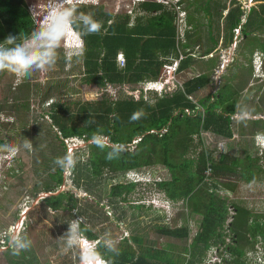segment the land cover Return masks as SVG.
Masks as SVG:
<instances>
[{
    "label": "trees",
    "instance_id": "1",
    "mask_svg": "<svg viewBox=\"0 0 264 264\" xmlns=\"http://www.w3.org/2000/svg\"><path fill=\"white\" fill-rule=\"evenodd\" d=\"M174 1L182 3L184 0ZM47 2L48 0L45 6ZM139 8L142 14L133 16L126 12L116 14L113 18L112 13L104 15L101 10L99 17L95 15L102 25L98 33L85 35L81 29L73 27L78 34L84 36L88 47L82 63L86 70L82 85L84 88L89 87V95L83 96L84 102L78 106L79 119L73 123H67V118L71 119L75 114L73 107L65 99H60L52 107L53 122L49 124L52 130L49 129L47 135L51 136L48 148L55 154L51 159L44 148L39 149L34 166L38 181L46 191L53 192L43 199L48 209L67 214L66 220L62 221L67 226V219L74 217V209L79 207V199L73 193L59 190L64 176L63 170L54 164V160L61 157L59 153L62 156L68 153L64 138L83 137L89 158L85 162L86 167L81 165V160L74 167L75 172L77 170L76 186L86 188L85 181L92 183L95 177L99 179L108 169L114 173L112 177L118 179L111 186L110 194L119 200L123 195L127 197L137 187L136 181L127 179L129 171H140L161 163L169 173L164 179L155 182L156 187L163 190L172 201L186 199L189 225L167 227L160 224L156 230L173 238H189L194 248L193 255L199 251L200 256H203L210 246L224 245L230 256L223 264L231 263L233 258L239 264H245L242 257L246 251L245 243L251 241L248 235L256 238L258 234H264V223L259 220L263 213L231 202L229 197L235 189L224 188L225 185H222L223 190L217 184L218 177L230 172L237 173L242 183L256 181L264 172V168L258 163L259 158L248 155L238 158L222 154L216 162L212 152L204 150L197 157L188 156L190 149L196 147V134L211 131L224 136L232 135L230 123L235 113L237 92L231 90L229 83L221 84L213 92L207 74L187 79L181 87L171 76L175 63L169 59L179 58L180 49L186 51L193 48L187 42L189 29L193 28L192 22L188 26L191 20L185 21L179 31L175 12L163 3L146 1ZM242 12V6L239 5L227 14L229 30L240 25ZM43 16L39 10L31 13L26 0H0V41L3 42L9 35H13L18 36L19 42L38 26L36 22H40ZM132 18L136 23L129 26ZM247 29L250 28L247 26L245 29L244 25V32L247 33ZM195 32L199 37L200 32ZM178 37L181 38L179 41ZM194 41L197 39L194 38ZM212 41L217 43L218 39ZM120 49L124 50L127 57L122 69L118 68L115 59ZM212 49L213 46L208 47L204 54ZM193 59L192 55L182 59L179 70L190 67ZM167 70L169 76L164 81L163 94L158 95L155 104H150L144 95L142 83L146 78L158 79ZM99 71H102L101 74ZM109 85L113 92L109 90ZM94 88L98 90L97 96ZM200 91L205 94L194 102L189 96ZM9 97L0 88V99ZM198 106H202V109H198ZM25 125L28 123L25 122ZM55 126L62 135L54 130ZM9 130L11 132L13 128ZM94 134L108 136L111 144L101 139L106 146L97 147L90 142ZM135 139L139 141L133 143ZM7 146V139L0 138V150L5 152ZM110 152L114 153L111 160L107 158ZM209 169L210 175L207 173ZM203 181L204 187L201 186ZM126 197L122 200L127 202ZM94 201L97 206L100 205L99 201ZM137 207L142 209L143 205L138 204ZM230 210L235 212L229 223L234 232L233 238L237 241L226 244L225 229ZM147 211L151 214L150 210ZM251 216L255 217L253 220L256 222L253 224L249 223ZM81 228L84 229L85 237L97 239L98 235L85 224H81ZM134 238L138 246L122 242L116 252H110L101 245L100 253L110 257L109 264H189L188 256L184 254L187 248L184 246L175 243L163 246L159 241L153 245H145L143 237ZM241 239H245V243ZM133 255H136L135 259Z\"/></svg>",
    "mask_w": 264,
    "mask_h": 264
},
{
    "label": "rangeland",
    "instance_id": "2",
    "mask_svg": "<svg viewBox=\"0 0 264 264\" xmlns=\"http://www.w3.org/2000/svg\"><path fill=\"white\" fill-rule=\"evenodd\" d=\"M26 1L31 13L39 10L40 14H45L46 0ZM134 2L135 0H103L101 6H95L94 9H80L78 13L99 17V12L103 10L104 15L112 13V18L116 14H125L126 12L134 15L139 9ZM173 3L175 5L172 6L171 3L166 6L173 10L176 16L178 14L177 24L181 20L180 16L185 12V21L191 20L190 23L187 22L188 26L192 22L193 28L189 29L187 42L194 50L188 51L190 48L187 49L186 57L192 53L195 54L193 56L194 62L192 60L193 67L184 73H177L176 75L172 73L173 79L183 87L188 77L205 70L212 81L213 92L214 88H217L216 86L224 83H233L237 91L236 111L232 115L230 123L232 135L226 137L211 131H203L200 135L196 134L194 140L196 147L190 149L188 156L197 157L204 150L208 153L212 152L211 155L216 162L222 154L238 158H244L246 155L253 158L260 156L264 158V148L259 139L255 138L257 131L262 130L261 135H264V121L261 118L264 117V75L259 72V77L255 76L256 71L252 58V53L256 52L260 56H264V0H184L180 3L179 11L176 10L178 4L174 1ZM239 5L242 6L243 10L240 24L243 27L245 25V29L247 26L250 28L247 29V33L240 25L232 30L228 28V17L226 16ZM40 22L38 21L37 25ZM183 26L181 23L182 28ZM195 31L200 32L199 37L196 36L197 32ZM230 35L232 36L230 37L231 40ZM180 36H182V32ZM194 38L197 41H194ZM213 39H218V42L214 43ZM234 40L238 41L237 47L231 44ZM229 45L233 47L228 48ZM210 46H213V50H215L211 53L213 57L211 54L207 56L204 54ZM227 49H233L232 56ZM224 56H226L227 61L223 59ZM229 56H231L232 62H229ZM212 67H214L213 70ZM100 72L102 71H99V74ZM85 76L86 70L82 62L68 59L61 48L58 50L56 64L51 70L37 71L29 77L18 76L9 70L0 71V88L6 95L10 96L5 100L0 99V138H6L8 141L5 150L13 145L18 146L19 160L15 162V168L21 170L13 175L7 169L8 167L3 166L1 168L7 183L6 189L0 192L1 264H80L79 249L65 251V239L60 238L68 230L69 224L65 226L62 223L68 216L61 211L47 208L43 198L49 191H46L41 182L38 181L34 166L39 149L44 148L51 159L55 154L48 148V140L51 136L47 135L49 129L52 130L49 126L53 122L51 118L52 107L60 99H65L73 107L72 110L75 114L73 118H67V123H73L79 119L78 106L84 102L83 96L89 95V87L84 88L82 85ZM168 76L169 70H167L165 79ZM247 81L253 85L250 86L249 83L250 88L248 87V90L241 93L243 87L247 85ZM108 88L113 92L110 85ZM94 90L97 96L98 90L96 88ZM261 93L263 94L262 99L258 98ZM204 94V91L196 93L193 95V100L198 101ZM242 112L248 113L243 119L240 118ZM25 122L28 125H25ZM12 128L13 130L9 132V129ZM54 130L62 135L57 126L54 127ZM261 135H259L260 139L264 138ZM99 137L111 144L108 136L101 135ZM72 139L73 142L64 138L68 146L78 145V147L72 152H67L74 154L77 160H81L83 166L89 158V152L85 146L86 142L84 141L83 144L79 138ZM25 141L31 143V150L24 147ZM10 150H14V148ZM0 155H3L2 150H0ZM59 156L62 154L59 153ZM258 163L263 164L262 167L264 168V161ZM168 173L169 171L161 163L154 164L150 168H143L140 171L130 172L127 179L136 181L137 187L127 197L123 195L118 200L110 194L111 186L118 179L112 177L114 173L108 169L99 179L95 177L92 183L88 184L89 181H85L87 182V185L84 184L86 188L82 187V189L76 186L77 170L76 172L74 168L68 171L63 170L64 182L59 190L73 193L79 199V207L73 212L74 217L67 219V221L69 223V221L81 217L82 224H85L98 235L95 240H99L107 234L111 239L117 241L116 248H119L122 242H130L134 246H138L134 237L141 236L145 240V245H153L159 241L163 246L175 243L186 247L184 254H187L189 264H213L214 261H217L216 254H219L221 248H226L224 245L209 251L205 250L203 256H200L199 251L193 255L194 248L191 246L189 238H173L162 235L156 230L160 224H165L167 227L189 225L186 199L173 202L169 200L163 190L156 187L155 182L167 177ZM208 173L210 175L209 171ZM261 176L264 177V173ZM262 177L250 183H242L237 173H224L218 177L217 187L222 188V185H225L224 188L233 187L235 191L230 194L229 200L263 213L260 214L262 216L259 220L264 223V179H261ZM204 183V181L201 182V186L204 187ZM224 188L222 189L224 190ZM125 197L127 202L122 200ZM94 200L99 201L100 205L97 206ZM92 201L94 202L92 203ZM119 201H123V203ZM138 204L143 205V208L139 209ZM33 208L35 209L33 210ZM147 210H150L151 214ZM234 213L233 210L229 211V219L226 222V244L232 241L234 235L229 223L233 220ZM9 232H18L21 237H26L31 242L30 247L21 250L18 255L13 254ZM88 240L94 239L86 238L85 242ZM256 240H260L259 234L256 236ZM242 243H245V240ZM255 247V240L252 237L250 243H245L244 246L246 252ZM101 255L104 259L101 264L104 261L109 264L110 257ZM133 256L135 259L136 255ZM246 260L245 264H264V260L259 259V256ZM229 264L239 263L236 258H233Z\"/></svg>",
    "mask_w": 264,
    "mask_h": 264
},
{
    "label": "clouds",
    "instance_id": "3",
    "mask_svg": "<svg viewBox=\"0 0 264 264\" xmlns=\"http://www.w3.org/2000/svg\"><path fill=\"white\" fill-rule=\"evenodd\" d=\"M146 1H156L163 3L161 0H138L134 3L137 4L139 8V5ZM173 1L174 0H172V2ZM102 3L103 0H48L43 19L33 31L23 36L19 40V42H17L18 36L13 35H9L3 42L0 41V71L9 70L15 72L16 74H18V76L20 75L22 77H29L34 72H45L53 69L57 61L58 50L60 48L68 57V59L74 60V58L82 55L84 53L85 41L80 37V35L75 31L73 27L81 29L82 33L87 35L100 32L102 25L101 22L94 19L92 15L78 13V10L82 7L101 6ZM176 4L180 5V3ZM164 5L166 6V4ZM140 12L142 11H140L139 8L135 14H140ZM177 19L176 23L178 21ZM185 20L186 12L183 14L181 20L182 24H184ZM36 24H38V21L36 22ZM240 26L243 28L242 24H240ZM231 44L237 47L238 41L234 40L231 42ZM231 47L233 46H228V48ZM233 49H227L230 51L231 56ZM70 52L73 53L69 55ZM120 53L124 55L123 52H119L117 54V61ZM205 55L207 56L208 54ZM211 55L213 57V54ZM184 56V58H186V55ZM192 56H195V54L192 53ZM231 56H229V62H232ZM212 57L209 59H212ZM252 58L254 67L256 66L255 76L259 77V72L264 75V56L262 57L256 52L252 55ZM257 59L259 61L258 65H256ZM213 69L214 67H212V70ZM258 69L260 70L259 72L257 71ZM214 71L216 72V70ZM178 73H181V71ZM247 115V112H242L240 114V118L243 119ZM261 136L264 137L263 135ZM70 138H79V140H81L83 144L85 143L83 137L79 136H71L65 138V140ZM256 138L259 139L261 146L264 148V138L260 139L259 135H257ZM138 141L139 139H135L133 143H136ZM90 142L100 148L106 146L102 142L101 138L95 134L91 137ZM24 147L31 150L32 145L29 141H25ZM67 147L69 149L68 145ZM76 147H78V145L75 146L72 151L76 149ZM13 148L14 150H10ZM18 153V146L13 145L9 147L8 150H5L2 156L0 155V192L4 191L7 186L6 177L3 176L1 168L3 166L8 167L7 169H9V171H11L13 175H15V172L21 171L19 168H15V162L19 160ZM107 158L109 160L113 159L114 153L110 152ZM77 162V158L72 153H66L64 156L57 157L54 160V164L64 171L73 169ZM208 171L210 172V169ZM130 172L132 171H129L127 173V176ZM49 193H46L44 197L48 196ZM169 200L171 199L169 198ZM82 223L83 221L81 217L69 221L67 232L60 237L62 239H65V251L70 249H79L80 264H101V261H103L104 259L99 251V247L102 245L107 251L116 252L117 241H114L110 238L109 235L106 234L105 237H101L99 240L94 239L85 242V239L87 237L84 236V229L81 228ZM9 240L11 245L13 246V254L16 255H18L21 250L28 249L31 244V242L26 237H21L18 232H9ZM216 247L217 246L212 245L207 249V251ZM260 247L261 248L258 249V254L253 258L259 256V259L264 260V244L260 243ZM229 256L230 254L226 251V249L221 248L219 254H216L217 261H214L213 264H223L224 260ZM103 264H107V261H104Z\"/></svg>",
    "mask_w": 264,
    "mask_h": 264
},
{
    "label": "crops",
    "instance_id": "4",
    "mask_svg": "<svg viewBox=\"0 0 264 264\" xmlns=\"http://www.w3.org/2000/svg\"><path fill=\"white\" fill-rule=\"evenodd\" d=\"M95 7V6H94ZM83 8H87V7H82V8H80V9H83ZM79 9V10H80ZM93 18L94 19H96L97 21H99V22H101L95 15L93 16ZM109 23V22H108ZM134 23V24H133ZM135 23H136V20L134 21V19L132 18L131 19V22H130V24H129V26H134L135 25ZM180 26H181V23H180ZM179 29V28H178ZM179 31H180V29H179ZM79 35H80V37L85 41V47H84V53L82 54V55H80V56H78V57H76V58H74V60L75 61H81L82 63H83V60H84V58H85V54H86V50L88 49V47H87V45H86V40H85V38H84V36L82 35V34H80L79 33ZM181 38H182V36H181ZM180 37H178V41L181 39ZM183 39V38H182ZM96 49V48H95ZM190 50H194V48H190L188 51H190ZM188 51H184V50H182V49H180V53H179V58H180V55H185V52H188ZM119 52H123L124 53V55H125V58H126V60H127V57H126V54H125V52H124V50H118L117 51V53H116V56H115V59H116V64L118 65V68H120V69H122V68H124V66H121L120 65V63L117 61V54L119 53ZM170 60V62H174V63H176V61H177V59H176V57H172L171 59H169ZM191 67H193V64L190 66V67H188V68H185V69H182V70H180L181 71V73H184L186 70H190L189 68H191ZM204 73H207L205 70H203L202 72H199V73H197L196 75H194V76H192V77H188L187 79H190V78H195V77H197V76H200V75H202V74H204ZM100 74H101V72H100ZM166 75H167V71L164 73V75H162L161 77H159L158 79H150V78H146L144 81H143V86H144V91H145V97H146V99H147V101L150 103V104H155L156 102H157V97H158V95H160L162 92H163V82L164 81H166V79H165V77H166ZM220 86H221V84L220 85H218V86H216L217 88L215 89V91H217L219 88H220ZM264 89V88H263ZM262 97H263V94L261 95V99H262ZM262 101V100H261ZM260 105H262L261 103H260ZM235 111H236V109H235ZM262 118V121H264V117H261ZM261 131L262 130H260V131H257L256 133H255V138H256V136L257 135H261ZM263 131H264V129H263ZM264 136V135H263ZM226 137H230V136H226ZM257 158H259V162H263L264 161V158H263V156H260V157H257ZM261 166H263V164H260ZM263 168V167H262ZM264 173V172H263ZM262 173V174H263ZM262 174H260V176H259V178L260 177H262L261 175ZM261 179H264V177H262Z\"/></svg>",
    "mask_w": 264,
    "mask_h": 264
},
{
    "label": "flooded vegetation",
    "instance_id": "5",
    "mask_svg": "<svg viewBox=\"0 0 264 264\" xmlns=\"http://www.w3.org/2000/svg\"><path fill=\"white\" fill-rule=\"evenodd\" d=\"M230 11V10H229ZM214 50L212 49L209 53H208V55L210 54V53H212ZM252 54H254V53H252ZM246 77H247V75H246ZM249 83H250V86L251 85H253L251 82H249V81H247V85L245 86V87H243V89H242V91H241V93H243L244 92V90L246 91V90H248L249 88H250V86H249ZM230 84V88H231V90L232 91H234V92H237L236 91V88H235V85L233 84V83H229ZM249 87V88H248ZM261 95H262V93L259 95V97L258 98H261ZM190 97V96H189ZM191 99L193 100V96L191 97ZM195 101V100H194ZM236 103H237V101H236ZM254 219V217L253 216H251V218H250V220H249V223L251 222V224H253V223H255L256 221H254L253 220ZM251 237H252V239H254L255 240V245H256V247L253 249V250H251V251H248V252H246L245 251V253H244V255H243V257H242V259H243V261L244 262H246L247 260L246 259H251V258H253L254 256H256L257 254H258V249H260L261 247H260V243H262V244H264V234H259V237H260V240H256V238L255 237H253L251 234L249 235V238L251 239ZM262 237V238H261ZM232 240V242H234V241H237V239L236 238H232L231 239ZM245 239H241V241L243 242ZM229 248V247H228ZM229 250V249H228ZM231 258V257H230ZM229 258V259H230ZM246 258V259H245Z\"/></svg>",
    "mask_w": 264,
    "mask_h": 264
},
{
    "label": "built area",
    "instance_id": "6",
    "mask_svg": "<svg viewBox=\"0 0 264 264\" xmlns=\"http://www.w3.org/2000/svg\"><path fill=\"white\" fill-rule=\"evenodd\" d=\"M136 1H138V0H135V2ZM164 4H166V5H170L171 3V5L173 6V5H175L173 2H172V0H161ZM180 8H181V6L178 4V5H176V10L178 11V10H180ZM140 14H142V12H140ZM181 18V20H182V17H183V15H181L180 16ZM178 20V19H177ZM181 20H180V22L177 24L178 25V28L180 29V30H182V27L180 26V23H182L181 22ZM81 50V49H80ZM79 52V51H78ZM77 52V53H78ZM73 52H70L69 53V55H71ZM185 56H183V55H180V58H177V61H176V64H175V68H174V73H173V75H176L178 72H180V70H179V65H180V61H181V59L182 58H184ZM118 61L120 62V65L121 66H125V64H126V60H125V57H124V55L122 54V53H120L119 54V57H118ZM217 71V70H216ZM194 101V100H193ZM194 102H197V101H194ZM198 109H202V106H198ZM187 111H189V109H187ZM75 139H77V138H75ZM70 140H71V142H73V139L72 138H70ZM75 146H77V145H71V146H69V149L72 151V149L75 147Z\"/></svg>",
    "mask_w": 264,
    "mask_h": 264
},
{
    "label": "bare ground",
    "instance_id": "7",
    "mask_svg": "<svg viewBox=\"0 0 264 264\" xmlns=\"http://www.w3.org/2000/svg\"><path fill=\"white\" fill-rule=\"evenodd\" d=\"M223 59H224L225 61H227V58H226V56H224V57H223ZM257 65H258V60H257Z\"/></svg>",
    "mask_w": 264,
    "mask_h": 264
},
{
    "label": "water",
    "instance_id": "8",
    "mask_svg": "<svg viewBox=\"0 0 264 264\" xmlns=\"http://www.w3.org/2000/svg\"><path fill=\"white\" fill-rule=\"evenodd\" d=\"M50 194V193H49Z\"/></svg>",
    "mask_w": 264,
    "mask_h": 264
}]
</instances>
